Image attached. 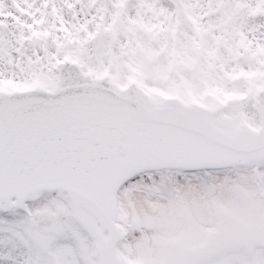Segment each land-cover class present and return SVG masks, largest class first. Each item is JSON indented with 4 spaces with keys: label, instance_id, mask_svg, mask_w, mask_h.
<instances>
[{
    "label": "snow or ice",
    "instance_id": "snow-or-ice-1",
    "mask_svg": "<svg viewBox=\"0 0 264 264\" xmlns=\"http://www.w3.org/2000/svg\"><path fill=\"white\" fill-rule=\"evenodd\" d=\"M0 264H264V0H0Z\"/></svg>",
    "mask_w": 264,
    "mask_h": 264
}]
</instances>
